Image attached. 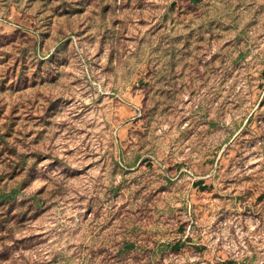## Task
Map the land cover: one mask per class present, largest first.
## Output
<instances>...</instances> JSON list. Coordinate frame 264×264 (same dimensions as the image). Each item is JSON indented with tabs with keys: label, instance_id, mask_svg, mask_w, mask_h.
<instances>
[{
	"label": "rangeland",
	"instance_id": "rangeland-1",
	"mask_svg": "<svg viewBox=\"0 0 264 264\" xmlns=\"http://www.w3.org/2000/svg\"><path fill=\"white\" fill-rule=\"evenodd\" d=\"M0 264H264V0H0Z\"/></svg>",
	"mask_w": 264,
	"mask_h": 264
},
{
	"label": "trees",
	"instance_id": "trees-1",
	"mask_svg": "<svg viewBox=\"0 0 264 264\" xmlns=\"http://www.w3.org/2000/svg\"><path fill=\"white\" fill-rule=\"evenodd\" d=\"M13 196H14V193L4 194V195L0 196V202H3L6 197H13Z\"/></svg>",
	"mask_w": 264,
	"mask_h": 264
}]
</instances>
